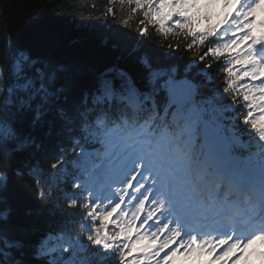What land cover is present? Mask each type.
Returning <instances> with one entry per match:
<instances>
[{
    "label": "snow or ice",
    "instance_id": "6c2138e0",
    "mask_svg": "<svg viewBox=\"0 0 264 264\" xmlns=\"http://www.w3.org/2000/svg\"><path fill=\"white\" fill-rule=\"evenodd\" d=\"M119 2L142 16L141 37L151 26L188 41L201 64L224 57V86L203 75L211 64L190 76L186 61L180 75L178 64L144 52L134 76L118 64L57 56L55 31L22 40L0 33V161L16 162L0 170V264H172L193 256L201 264H264L255 248L264 247V19H256L264 0ZM221 3L232 11L213 23ZM234 89L244 106H235ZM115 146H124L123 165L110 156L87 166ZM225 188L246 194L222 199ZM29 194L67 201L76 209L70 215L87 222L88 244L63 229L40 234L41 221L65 210L22 209ZM257 222V231L237 234Z\"/></svg>",
    "mask_w": 264,
    "mask_h": 264
},
{
    "label": "trees",
    "instance_id": "16d2710c",
    "mask_svg": "<svg viewBox=\"0 0 264 264\" xmlns=\"http://www.w3.org/2000/svg\"><path fill=\"white\" fill-rule=\"evenodd\" d=\"M109 8L112 12H108ZM141 18L140 14L132 13L129 6L115 0H0V33L7 31L13 38L22 40L26 36L55 31L61 34L60 46L55 53L57 56L94 63L99 68L118 64L129 69L134 76L142 71L135 64V57L147 52L161 63L178 64L180 75H183L185 62L191 61L192 67L199 53L188 51V41L182 37H164L151 26L146 36L141 37L137 32ZM118 36L121 39L118 40ZM177 44L184 46L176 50ZM169 45H172L171 49ZM124 47L131 50L133 55L129 56ZM197 61L201 67L211 64V69H208L209 80L213 77L215 82L223 83L224 76L220 67H217L216 59L208 56L203 64ZM188 75L192 76V73ZM69 155L73 156L71 153ZM15 163L14 160L0 161V170L15 167ZM43 167L51 172L50 165L45 164ZM51 176L41 178L52 184ZM11 179L14 183L20 182L18 176L13 175ZM58 195H63V192L60 191ZM25 207L65 210L41 221L40 234L58 229L68 232L76 224L77 216L70 215L74 213L73 208L65 200L52 199L40 203L37 195L29 194L22 202V209Z\"/></svg>",
    "mask_w": 264,
    "mask_h": 264
}]
</instances>
